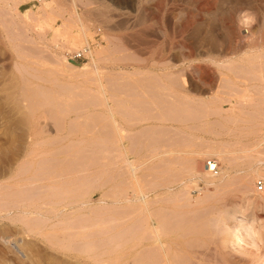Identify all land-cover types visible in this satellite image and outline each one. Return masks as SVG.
I'll return each mask as SVG.
<instances>
[{"label": "rangeland", "instance_id": "obj_1", "mask_svg": "<svg viewBox=\"0 0 264 264\" xmlns=\"http://www.w3.org/2000/svg\"><path fill=\"white\" fill-rule=\"evenodd\" d=\"M259 37L264 0H0V264H264Z\"/></svg>", "mask_w": 264, "mask_h": 264}, {"label": "bare ground", "instance_id": "obj_2", "mask_svg": "<svg viewBox=\"0 0 264 264\" xmlns=\"http://www.w3.org/2000/svg\"><path fill=\"white\" fill-rule=\"evenodd\" d=\"M238 4H239V3H238ZM252 4H253V3H252ZM44 5H46V3H45ZM48 5H49V4H48ZM236 6H237V5H236ZM41 7H42V6H41ZM239 7H240V6H239ZM43 9H44V8H43ZM238 9H239V8H237V10H238ZM240 9H241V8H240ZM252 10H253V8H252ZM239 11H240V10H239ZM254 12H255V11H254ZM226 13H227V12H226ZM228 15H229V14H228ZM227 18H228V16H227ZM229 20H230V19H229ZM232 20H233V19H232ZM225 21H226V20H225ZM223 24H224V23H223ZM228 24H229V23H228ZM44 27H45V26H44ZM39 28H40V27H39ZM234 28H235V27H234ZM41 29H42V28H41ZM238 29H239V28H238ZM238 29H237V30H238ZM247 29H248V28H247ZM43 30H44V28H43ZM227 30H229V29H227ZM230 30H231V28H230ZM253 30H254V29H253ZM81 31H82V30H81ZM231 31H232V30H231ZM228 32H229V31H228ZM239 32H240V31H239ZM247 32H249V31H247ZM251 32H252V31H251ZM238 34H239V33H238ZM244 34H247V33H245V31H244ZM240 35H241V34H240ZM240 35H239V36H240ZM83 36H84V35H83ZM242 36H243V34H242ZM245 36H246V35H245ZM245 36H244L243 38H245ZM252 36H253V33H252ZM240 38L242 39L241 36L239 37V39H240ZM248 38L250 39L251 36H250V37H247V39H248ZM252 38H253V37H252ZM252 38H251V40H252ZM254 39H255V38H254ZM232 40H233V39H232ZM245 40H246V39H245ZM256 40H257V42H256L255 44H253V45H256L257 43L262 44V43H263L262 41H264L262 37H259L258 39L256 38ZM243 41H244V40H243ZM248 41H249V40H248ZM252 41H253V40H252ZM229 42H230V41H229ZM235 43H236V42H235ZM246 43H249V42H246ZM250 43H251V42H250ZM227 44H228V43H227ZM230 44H231V43H230ZM240 44H241V43H240ZM242 44H243V43H242ZM86 45H87V44H86ZM228 45H229V44H228ZM251 45H252V44H251ZM247 46H248V45H247ZM234 47H235V46H234ZM252 47H253V46H252ZM225 48H227V47H225ZM231 48H232V47H231ZM242 48H243V46H242ZM85 49L88 50V49H89L88 46H86ZM232 49H233V48H232ZM248 49H249V48H248ZM81 50H82V49H81ZM230 50H231V49H230ZM236 50H237V47H236ZM238 50H239V49H238ZM246 50H247V49H246ZM253 50H255V49H253ZM225 51H226V50H225ZM239 51H240V50H239ZM239 51H238V52H239ZM244 51H245V50H244ZM226 52H228V51H226ZM230 52H231V51H230ZM234 52H235V50H234ZM253 52H254V51H253ZM87 53L90 55V50H88ZM248 53H249V52H248ZM220 54H221V52H220ZM227 54H228V53H227ZM230 54H231V53H230ZM245 54H246V53H245ZM250 54H252V53H249V55H250ZM217 55H218V54H217ZM232 55H233V54H232ZM221 56H224V54L221 55ZM225 56H226V55H225ZM250 56H251V55H250ZM252 56H253V55H252ZM218 57H219V56H218ZM218 57H217V58H218ZM243 57H244V56H243ZM245 57H248V55L245 56ZM63 58H64V57H63ZM250 58H251V57H249V59H250ZM91 59H92V58H91ZM241 59H242V57H241ZM252 59H253V58H252ZM252 59H251V60H252ZM242 60H243V59H242ZM218 61H219V60H218ZM244 61H245V60H244ZM244 61H243V62H244ZM248 61H249V60H248ZM248 61H247V62H248ZM65 62H66V61H65ZM91 62H92V66H93V64L95 65L93 59H92ZM243 62H242V63H243ZM254 62H255V60H254ZM254 62L251 63V65H254ZM235 63H236V61H235ZM245 63H246V62H245ZM248 64H249V62H248ZM239 65H240V62H239ZM243 65H244V64H243ZM243 65H242V67H243ZM257 65H259V64H257ZM260 65H262V64H260ZM70 66H71V65H70ZM67 67H68V65H67ZM245 67H246V66H245ZM249 67H250V66H249ZM251 67H252V66H251ZM71 68H73V67H71ZM75 68H76V67H75ZM94 68H95V66H94ZM80 71H81V70H80ZM82 72H83V71H82ZM115 124H116V123H115ZM116 126L118 127V125H116ZM117 127H116V128H117ZM116 128H115V129H116ZM117 130H118V129H116V131H117ZM120 145H121V144H120ZM120 148H121V147H120ZM124 149H125V147H124ZM207 155H208V154H207ZM210 155L212 156V154H210ZM207 157H208V156H207ZM212 158H213V157H212ZM212 158L209 157V159H212ZM209 159H208V161H209L210 164H211V163H215V164L218 166V161H217V159H216V160H213V159H215V158H213L212 160H209ZM199 163H200V162H199ZM204 164H206V167H202L204 173H206V174H210V173L207 171V161H206V163H204ZM198 166H199V165H198ZM132 170H133V169H132ZM198 170H199V169H198ZM201 171H202V170H201ZM203 171H202V172H203ZM198 172H200V170H199ZM204 175H205V174H204ZM206 176H207V175H206ZM208 177H209V175H208ZM208 177H205V178H207V180H209ZM211 177H213V176H211ZM211 179H212V178H211ZM212 180H213V179H212ZM209 181H210V180H209ZM209 181H208V182H209ZM214 181H215V180H214ZM210 182H212V181H210ZM210 182H209V183H210ZM212 183H213V182H212ZM207 185H208V184H207ZM254 188H255V184H254ZM197 190H198V189H197ZM199 190H200V189H199ZM259 194H263V193H259ZM204 195H205V194H204ZM205 198H206V197H205ZM141 200L144 201L143 197H142ZM141 200H140V201H141ZM28 201H29V200H28ZM138 201H139V200H138ZM100 202H101V201H100ZM144 203H145V202H144ZM144 203H143V204H144ZM25 204H26V203H25ZM87 204H88V203H87ZM108 204H109V203H108ZM143 204H142V205H143ZM146 204H147V203H146ZM27 205H28V204H26V206H27ZM21 206H22V205H21ZM140 206H141V205H140ZM144 207H145V206H144ZM146 207H147V206H146ZM19 208H20V207H19ZM148 208H149V207H148ZM145 209H146V208H145ZM143 210H144V209H143ZM144 211H145V210H144ZM22 212H23V211H22ZM145 212H146V211H145ZM23 213H25V212H23ZM26 214H27V213H26ZM147 214H148V213L146 212V215H147ZM26 218H27V217H26ZM26 218H25V219H26ZM244 225H245V224H244ZM244 225H243V226H244ZM243 228H244V227H243ZM155 230H156V229H155ZM247 230H248V229H247ZM30 231H32V229H31ZM156 231H157V230H156ZM150 232H152V231H150ZM246 233H248V235L251 234L250 230L246 231ZM246 233H245V234H246ZM237 234H239V233L237 232ZM152 235H154V234H152ZM157 236H158V235H157ZM235 236H236V239H238V235H236V233H235ZM154 238H155V237H154ZM233 238H234V235H233ZM239 238H240V237H239ZM155 240H156V239H155ZM233 240H234V239H233ZM233 242H235V241H233ZM162 249H163V248H162Z\"/></svg>", "mask_w": 264, "mask_h": 264}, {"label": "built area", "instance_id": "obj_3", "mask_svg": "<svg viewBox=\"0 0 264 264\" xmlns=\"http://www.w3.org/2000/svg\"><path fill=\"white\" fill-rule=\"evenodd\" d=\"M31 1H36V2H42L43 0H31ZM89 50V49H88ZM87 49L80 50L79 52L72 54L69 56V59L71 61H81L84 60L85 56L87 55ZM207 171L210 174H218V166L215 163H207ZM255 191L257 193H264V179H258L255 182Z\"/></svg>", "mask_w": 264, "mask_h": 264}]
</instances>
